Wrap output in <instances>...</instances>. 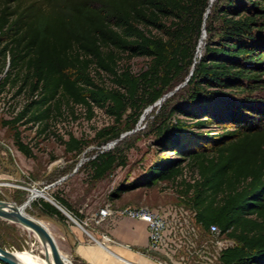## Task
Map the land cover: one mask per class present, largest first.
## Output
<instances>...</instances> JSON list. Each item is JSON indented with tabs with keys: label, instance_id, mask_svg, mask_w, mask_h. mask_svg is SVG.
Instances as JSON below:
<instances>
[{
	"label": "trees",
	"instance_id": "trees-1",
	"mask_svg": "<svg viewBox=\"0 0 264 264\" xmlns=\"http://www.w3.org/2000/svg\"><path fill=\"white\" fill-rule=\"evenodd\" d=\"M208 7L210 0H0V93L9 86L29 97L3 123L14 130L17 148L31 156L17 125L22 118L29 115L26 122H42L46 129L63 105L83 106L89 117L97 106L115 121L98 130V137L118 139L194 66L182 88L189 106L178 112L198 119L197 125H222L223 131L209 144L195 143L184 136L189 130L182 120L172 121L175 110L163 115L162 106L160 141L181 156L154 163L143 181L119 186L112 196L175 182L188 162L198 176L183 180L181 204L196 212L202 234L216 224L235 241L219 262L264 264V0H216L205 18ZM204 27V51L197 57ZM138 56L149 61L135 72L130 61ZM64 143L76 152L87 141L71 135ZM126 161L110 148L89 164L99 179ZM54 197L83 219L65 197ZM41 206L66 219L54 204Z\"/></svg>",
	"mask_w": 264,
	"mask_h": 264
},
{
	"label": "rangeland",
	"instance_id": "rangeland-1",
	"mask_svg": "<svg viewBox=\"0 0 264 264\" xmlns=\"http://www.w3.org/2000/svg\"><path fill=\"white\" fill-rule=\"evenodd\" d=\"M215 1L210 3V11ZM205 38L204 42L198 46L200 52L197 57L204 51ZM148 61V58L138 56L134 57L130 64L133 71L139 72L146 68ZM96 79L99 81L98 77ZM103 80L107 84L110 83L106 74L103 75ZM184 81L183 78L178 79L175 82V87ZM186 84L177 89L175 87L171 89L170 91L175 89L174 93L161 104H156V109L153 106L147 108L138 125L132 130H124L118 139L98 137V130L115 124V121L104 108L97 106L94 107L93 114L89 117V111L83 106L67 107L63 105L62 112L53 114L46 129L42 122H26L29 116L27 115L17 125L22 140L32 149L31 156L23 154L17 148L14 130L3 123L4 120L15 117L29 97L26 92L18 93L16 87L7 86L0 93V199L10 198L16 204L21 205L27 200L32 189H43L49 186L44 190L45 195L36 197L25 208V211L41 220L50 229L60 251L71 264H129L120 258L112 257L93 263L79 258L75 253V242L69 238L71 226H75L84 235L87 242L94 244L96 240L92 237L91 227L93 224L99 223H96L95 220L91 222L90 219L84 221V218L107 205L120 208L123 205L158 207L181 204L178 190L184 188L183 180L192 182L198 176L196 170L191 168L188 162L184 163V174L179 176L175 182L159 181L152 186H140L124 192L119 198H114L112 193L119 186L129 182L143 181L147 169L154 163L171 161L181 156L174 150L163 148L160 141L161 137L157 133V129L162 118L157 120V114L162 106L164 107L163 115L175 110L171 117L172 121H175V118L182 120L189 130L183 133L184 136L191 137L195 143L209 144L213 136L223 131L222 125L217 123L197 125L196 120L198 119L192 115L178 112V108L189 106L186 98L187 93L182 90ZM128 115L126 118L130 119L131 117ZM125 124L126 122L121 127ZM71 135L87 141L81 151L69 152L66 149L64 141L68 140ZM114 140L117 142L111 149L124 155L127 161L124 165L116 166L104 177L97 179L92 175L89 162ZM54 194L65 197L76 210L83 214V219L77 218L63 205L62 207L76 221L64 212L65 220H60L55 215L46 214L41 206L42 201L50 202L47 199L50 198L60 204ZM0 222L2 228L0 229L1 246L13 252L24 251L33 246V249L40 253L42 242L33 230L2 217H0ZM220 236L227 235L220 233ZM210 237L213 235L210 234ZM96 239L99 238L96 236ZM147 264L159 263L148 261ZM214 264L221 263L217 260Z\"/></svg>",
	"mask_w": 264,
	"mask_h": 264
},
{
	"label": "built area",
	"instance_id": "built-area-1",
	"mask_svg": "<svg viewBox=\"0 0 264 264\" xmlns=\"http://www.w3.org/2000/svg\"><path fill=\"white\" fill-rule=\"evenodd\" d=\"M114 213L147 223V251L163 255L154 256L159 264H214L217 260L220 261L222 251L235 243L228 236L221 237L222 232L216 224L210 226L207 235L202 234L195 219L196 212L183 204L156 208L129 205L116 209L107 205L96 212L93 220L101 223Z\"/></svg>",
	"mask_w": 264,
	"mask_h": 264
},
{
	"label": "crops",
	"instance_id": "crops-1",
	"mask_svg": "<svg viewBox=\"0 0 264 264\" xmlns=\"http://www.w3.org/2000/svg\"><path fill=\"white\" fill-rule=\"evenodd\" d=\"M124 206L129 205H123L120 208ZM113 208L116 209V207ZM95 214L96 212L86 216L84 221L90 219L92 222ZM91 228L93 230L92 237L96 240L94 244L87 242L84 235L75 226H71V234H69L70 240L75 242L76 255L85 261L93 263L112 257L120 258L129 264H147L148 261L156 263L155 257H163L158 252L147 251L149 232L147 223L142 220L114 213L101 223L93 224ZM96 236L100 240L96 239Z\"/></svg>",
	"mask_w": 264,
	"mask_h": 264
},
{
	"label": "water",
	"instance_id": "water-1",
	"mask_svg": "<svg viewBox=\"0 0 264 264\" xmlns=\"http://www.w3.org/2000/svg\"><path fill=\"white\" fill-rule=\"evenodd\" d=\"M209 12H210V8L208 7L206 14H205V18H207ZM206 34H207L206 28L204 27L201 38L206 36ZM201 54L202 53H200V55ZM193 70H194V66L192 67L185 81L179 84L177 87H175V89L179 88V86L184 85L185 83L188 82L191 74L193 73ZM175 89L170 92L165 93L156 102V104H161L168 96L174 93ZM116 142L117 140L110 142L108 146H105V149H110L113 146V144H115ZM48 187L49 186H46L43 189H38V188L36 189L40 190L43 196L44 190ZM32 199H33V192L28 196L27 200L21 205L16 204L10 198L0 199V217L7 219L9 221L15 222V223H19L29 229H32L35 233H37V235L39 236L42 242L49 243L51 252H52V261H50V264H71L70 261L67 260L66 256L62 254V252L60 251L58 243L55 237L53 236L52 232L50 231V229L46 225L42 224L37 219H35L32 215L28 214L25 211V208L30 204ZM47 199L52 204H54L56 207H58L62 212H64L66 215H68L69 217H71L72 219L76 221V219L68 211H66L62 207V205L58 204L56 201H53L50 198H47ZM46 257L47 259H49L48 255ZM0 260L3 261L5 264H22L16 259L15 254L12 250H9L8 248H5L1 245H0Z\"/></svg>",
	"mask_w": 264,
	"mask_h": 264
},
{
	"label": "bare ground",
	"instance_id": "bare-ground-1",
	"mask_svg": "<svg viewBox=\"0 0 264 264\" xmlns=\"http://www.w3.org/2000/svg\"><path fill=\"white\" fill-rule=\"evenodd\" d=\"M213 0H210V3H212ZM204 37L201 38L200 40V45L204 42ZM199 45V46H200ZM200 52V49H198L197 51V55ZM108 146V145H107ZM33 192V199L32 201L38 197V196H42V193L40 190H36V189H32ZM31 192V193H32ZM45 195V193L43 194ZM31 201V202H32ZM30 202V203H31ZM34 217V216H33ZM35 218V217H34ZM37 219L39 222H41L42 224H44L41 220ZM45 225V224H44ZM32 230V229H31ZM37 235V233H36ZM38 236V235H37ZM39 237V236H38ZM41 240V239H40ZM42 242V241H41ZM42 252V253H41ZM16 259L21 262L22 264H50V261H52V252H51V248L49 243H44L42 242V246H41V250L40 253H37L34 249L33 246H30L28 249L24 250V251H15L14 252ZM41 254H43L44 256H42ZM48 258L47 259V256Z\"/></svg>",
	"mask_w": 264,
	"mask_h": 264
}]
</instances>
